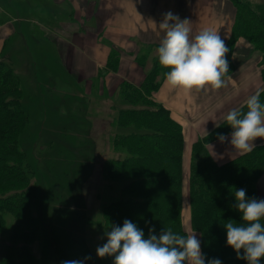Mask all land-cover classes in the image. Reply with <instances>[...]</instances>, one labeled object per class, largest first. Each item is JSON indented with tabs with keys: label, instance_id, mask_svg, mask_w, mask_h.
I'll return each mask as SVG.
<instances>
[{
	"label": "trees",
	"instance_id": "trees-1",
	"mask_svg": "<svg viewBox=\"0 0 264 264\" xmlns=\"http://www.w3.org/2000/svg\"><path fill=\"white\" fill-rule=\"evenodd\" d=\"M231 1L236 15L226 45L229 70L232 48L244 37L261 56L264 80V1ZM12 5V0H0V24L13 20L7 10ZM28 38L36 48V41ZM6 54L0 55V264H38L31 245L39 239L42 224L53 238L56 264L87 256L91 259L84 264H113V256L100 258L96 252L107 241L91 249L85 235L92 223L110 231L112 225L122 226L128 219L144 231L145 239L152 226L156 235L165 228L186 236L184 181L189 183L191 228L200 234L205 264L212 258L222 264H248L227 245L224 225L242 223V214L233 207L235 190L243 188L247 197L264 199L257 192V181L264 173V144L218 163L207 144L218 133L233 131L225 120L194 145L187 181L183 127L153 97L170 70L159 64L157 54L141 83L124 81L118 95L109 97L113 134L109 155L103 157L97 147L99 138L93 134L95 111L92 107L89 111L85 95L75 93L77 82L64 83L52 74L46 85L37 75L36 93L25 92ZM118 56L114 49L108 63L112 70L117 69ZM138 58L147 65L146 53ZM258 94L264 103V89ZM239 110L246 113V104ZM38 112L43 121L38 120ZM90 180H98L97 198L107 197L100 203L98 218L87 211Z\"/></svg>",
	"mask_w": 264,
	"mask_h": 264
},
{
	"label": "crops",
	"instance_id": "crops-1",
	"mask_svg": "<svg viewBox=\"0 0 264 264\" xmlns=\"http://www.w3.org/2000/svg\"><path fill=\"white\" fill-rule=\"evenodd\" d=\"M18 1L21 16L17 17L16 13L11 22L0 24V55L8 54L6 45L14 38L17 23L22 20L28 22L34 33L30 28L29 33L22 32L35 41L49 40L48 46L55 47L52 52L71 80L82 86L97 81L96 93L84 94L88 100L105 93L107 97L102 98L109 100L120 90L124 81L141 83L139 81L146 77L150 67L141 65L138 57L146 53L148 62L153 60L152 51H157L164 36L159 24L165 13L171 11L181 19L190 20L193 37L204 28L216 31L225 45L232 36L236 15L231 0H49L55 11L61 7L60 3L69 7L72 29L69 30L68 27L56 29L53 23L59 21L58 17L55 16L52 21L53 16L44 3L43 8L37 6L27 12L30 1ZM38 9L43 20L36 17L34 11ZM5 28L7 31L3 33L1 30ZM114 49L119 52L116 70L108 66ZM260 58L253 45L240 37L232 48V67L223 76L224 86L220 89L208 87L206 90L189 91L175 88L166 83L164 76L153 97L156 102L169 108L183 127V158L187 160L185 173H189L194 145L225 121L230 110L241 109L251 95L264 89ZM56 77L59 79V76ZM231 132L224 134L228 137L227 141L221 143L217 137L207 144L218 163H225L241 154L230 144ZM253 143L255 146L264 144V138H256ZM257 192L264 197V173L257 181Z\"/></svg>",
	"mask_w": 264,
	"mask_h": 264
},
{
	"label": "clouds",
	"instance_id": "clouds-1",
	"mask_svg": "<svg viewBox=\"0 0 264 264\" xmlns=\"http://www.w3.org/2000/svg\"><path fill=\"white\" fill-rule=\"evenodd\" d=\"M159 28L164 32L157 49L159 64L167 69L166 83L185 90L220 89L224 86L223 76L229 71L226 54L229 48L216 31L204 28L194 37L190 20L181 19L171 11L164 14ZM246 113L232 109L226 115V122L233 131L230 144L236 152L249 153L255 147L256 138H264V103L259 94L251 95L246 101ZM217 127H219L217 125ZM221 143L227 141L224 134H217ZM235 207L242 214V223L227 222V245L231 246L238 259L248 264H260L264 258V199L247 197L246 190H235ZM155 227L149 229V237L131 220L125 219L122 226L112 225L104 235L107 242L97 246L98 257L113 256V264H205L201 241L196 233L186 236L162 229L154 234ZM243 250V254L241 253ZM66 260L62 264H84L85 260ZM207 264H222L212 258Z\"/></svg>",
	"mask_w": 264,
	"mask_h": 264
},
{
	"label": "rangeland",
	"instance_id": "rangeland-1",
	"mask_svg": "<svg viewBox=\"0 0 264 264\" xmlns=\"http://www.w3.org/2000/svg\"><path fill=\"white\" fill-rule=\"evenodd\" d=\"M12 1L14 4L11 6V8L6 7L7 10L12 14V16H14L16 13H17L16 14L17 17L21 16V11L18 12V8L20 10L19 1L18 0H12ZM29 1H30V5H28L27 12L28 10H34V8H36L37 6H40L43 8V3H44V6L47 8V11H49L50 15L53 16L52 21L54 20L55 16L58 17L59 21L53 23L54 26H56V29H58V27L60 29H63L64 27H68L69 30H72L70 27L71 20L69 19V16H68L69 7L67 5H65L64 3L62 4L60 3L59 5H61V7H58L57 11H55V7L51 3L52 1H49V0H29ZM41 2L42 4H39ZM39 11H40L39 9L34 11L36 14V17H40L43 20V16L39 15L40 14ZM27 12L25 13V17L27 16ZM23 25L27 26V24L23 20L20 21V23H17L16 33L14 34L15 36L11 40H9L6 45V51L8 52L9 50L6 57L9 63L13 64L15 66V69L19 72L21 80L23 81L25 92H28L29 90H32V89L33 91L36 90L35 86L33 85L35 84L33 80L34 78L36 79L37 75H39L40 79L43 78V82H45L46 85H47V77L50 74H55L59 76L60 80L64 83L72 82L71 77L66 75L65 72H63V68L61 67L62 65L58 62V60L55 58V54L52 52L55 50V47H49L50 45L48 46L47 41L49 40L44 38L43 42H39L37 39L36 48H35L34 44L31 43L28 38L31 36H27L25 33L22 32V30H24ZM29 28L32 30V26H30ZM1 31L5 33L7 29L5 28ZM26 42H28V44H26ZM156 55H157V51L156 50L152 51L151 57L152 56L155 57ZM147 62H148V59H147ZM152 64H153V60L151 62H148L147 66L152 67ZM142 81L143 80H140L139 82H142ZM40 86L41 84L39 85V87ZM70 89H74V88H70ZM96 90H97V81L94 80L93 83L92 82H90V84L87 83L85 86H82L80 83L79 85L76 84L75 93L77 95L83 96L84 94H90V93L95 94ZM34 93H36V91H34ZM104 95H108V94L105 93ZM117 95H118V92L116 93V95H113V97H116ZM88 104H89V111L91 107L95 111L94 113L91 114V120H93L94 122L93 125L95 126L93 128V134L94 136H96L97 139L99 138V143L97 146L98 151H100V154L103 157L108 156L109 155L108 152H110L109 139H110L111 133L113 134V129H112V126L110 125L112 122L111 114L114 115L111 109L113 102L111 99L104 100V98L101 99V97L95 96V98H89ZM98 109H102V112L99 113ZM36 115H38L39 121H43V114H40V112H38V114ZM56 115H58V112L56 113ZM58 120L59 119L55 121L53 120V121L57 123ZM239 155H242V154H238L234 156L233 158ZM186 164H187V160L184 157V162H183L184 171L186 169ZM188 175H189L188 172H186L187 181H188ZM98 188L101 189L98 185V180H94L92 182L90 180V182L87 185V211L89 212L90 216L92 214L93 217L95 218L99 217L98 209L100 207V203L103 202L105 199L107 200V197L105 196L103 200H99L97 198ZM188 191H189V183L186 184V182L184 181L185 202L183 204L184 206L182 210V219H183L185 230H187V232L189 233H192L195 231H193L191 226L189 225L191 208H190V202H189L188 196H186V194H188ZM91 195L93 196V201H90ZM45 227L46 226H43V224L41 225V235L38 240L32 243L31 248L34 251L35 256L38 259V264H56V259L54 257L55 254H54V248H53V238L50 235L49 230L46 229ZM106 231L105 230L102 231L101 228L96 225V223H92L86 228L85 236L92 250H95L92 247L96 245L97 243H99L100 241H103V242L107 241V237L104 235ZM195 233L198 239V236H197L198 233L197 232ZM101 238L102 240H100Z\"/></svg>",
	"mask_w": 264,
	"mask_h": 264
},
{
	"label": "bare ground",
	"instance_id": "bare-ground-1",
	"mask_svg": "<svg viewBox=\"0 0 264 264\" xmlns=\"http://www.w3.org/2000/svg\"><path fill=\"white\" fill-rule=\"evenodd\" d=\"M27 24V23H26ZM29 23L27 24V26H24L23 25V28H24V31L26 32V33H29ZM33 30V29H32ZM33 31H35V30H33Z\"/></svg>",
	"mask_w": 264,
	"mask_h": 264
}]
</instances>
